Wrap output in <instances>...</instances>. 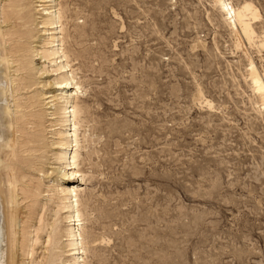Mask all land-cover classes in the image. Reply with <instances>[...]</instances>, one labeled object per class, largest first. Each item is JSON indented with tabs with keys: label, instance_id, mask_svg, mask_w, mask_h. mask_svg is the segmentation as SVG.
Segmentation results:
<instances>
[{
	"label": "rangeland",
	"instance_id": "rangeland-1",
	"mask_svg": "<svg viewBox=\"0 0 264 264\" xmlns=\"http://www.w3.org/2000/svg\"><path fill=\"white\" fill-rule=\"evenodd\" d=\"M11 1L0 0V9ZM37 1L23 0L27 38L12 12L0 16L20 187L28 191L18 196L17 229L29 240L15 248L14 264H71L57 199L69 186L82 194L81 264H264V107L249 75L251 63L264 88V47L244 42L213 0H58L60 63L61 54L41 57L50 44ZM244 1L259 16L253 30L264 44V0H224ZM18 42L24 67L11 52ZM69 74L82 108V182L58 176L72 170L54 160L55 134L69 128L54 108L75 98L64 85ZM37 131L29 148L26 134Z\"/></svg>",
	"mask_w": 264,
	"mask_h": 264
},
{
	"label": "bare ground",
	"instance_id": "bare-ground-1",
	"mask_svg": "<svg viewBox=\"0 0 264 264\" xmlns=\"http://www.w3.org/2000/svg\"><path fill=\"white\" fill-rule=\"evenodd\" d=\"M213 1L217 5L219 4L221 8L220 10L225 13L226 17H228L226 18L228 20V26H231V29L237 28L244 42L246 41L248 44H257L259 48L264 47L263 41L258 38L253 30V24H255V21L258 22L257 19H259V16L250 2L244 1L242 5L233 7L230 3H225L224 0ZM57 2L58 0H38V5L36 7L39 11L44 12L42 13L43 15L39 22V24H42L44 27V34L47 35V41L43 42V45L50 44L42 51L41 57L45 59H53V57L61 54V63L62 61H66V57L61 49V46H63V37L61 36V34H63V25L61 23V10L59 9V4ZM6 8L9 10L7 11L3 9V7L0 9V16H2L1 21L4 22V19L8 17V12H12L16 19H18L21 27L24 28V31L19 34V37L27 38L29 35L27 27L30 25L27 5L23 0H12ZM47 30L49 32H46ZM5 34L6 33L1 32L0 27V264H14L15 248L18 244L22 245L24 241L29 240V238L23 237V231H21L20 228L17 229L23 221L20 217V210L18 209L20 205L18 196H24L28 194V191L25 185L20 187V184H22L21 178L23 176L19 175L21 172V167H19V165L21 163L16 151V146L19 147L20 144L15 138V135L20 129L18 130L16 125L17 120L12 116V110L9 109L10 104L8 103L6 96L7 92L13 89L14 82L9 75V70L12 68H10L12 62L11 60L10 62L8 60L11 53L5 46L6 41L3 39ZM235 42L237 41L235 40ZM23 46L24 44L22 42H18L17 48L11 51L13 56L14 54H19L18 57L15 58L17 60L15 62L20 64L21 67H24V65L27 64L25 61V54L23 53ZM66 62L63 65L58 62L57 69L60 71L64 68H68L69 70V66H67ZM249 75L252 83L250 85H252L253 88L256 89L255 91L258 92L260 97L259 102H262L261 104L264 107V88L262 80L251 63H249ZM63 80L65 86L72 85L76 91L74 92L75 98L73 97V99H71V96L65 98L62 97V102L58 107L54 108L53 115L57 114L60 117L57 121L59 125L62 126L63 124H67L69 126L68 129L58 131L55 134L58 139L56 146L59 149V153L55 154L54 160L59 161L63 167L70 168L67 170H72L70 173H67L65 169L60 172L57 171L59 173L58 176H67L74 180L80 179L82 182L84 181L83 177L85 176L80 170H77L79 166L78 158L80 156L78 151L80 149V141L77 137L78 124L80 123L77 122V117L82 112V108L76 103V93L79 87L76 80L74 81L71 75H65ZM204 103L207 104L208 107H211V104L208 101H204ZM263 107H261V109ZM21 117L23 118L25 115H21L19 119H22ZM29 117L32 118V120L36 119V121L39 119L37 115H32L31 113L29 114ZM32 124L36 127L39 126L37 122ZM37 134L38 131L34 135L31 133L26 134V143L29 148L31 147L33 149L39 140L36 136ZM69 187H66L65 189L61 188L57 191V194H59V197L57 198L59 202H57L60 205L61 211H65L63 220L68 224L65 229L63 228L64 230L62 233L63 236L66 237V240L64 241V243L66 242L65 248H68L72 252L69 263L81 264L84 262L83 255L86 253L85 242L82 236L83 214L79 199V195L82 194L77 191V187ZM30 195L32 197H37V190L32 189ZM19 233L20 236L17 237Z\"/></svg>",
	"mask_w": 264,
	"mask_h": 264
}]
</instances>
